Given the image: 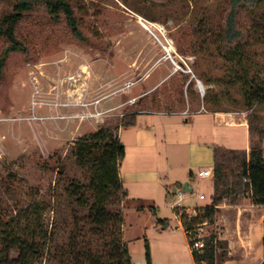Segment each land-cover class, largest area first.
<instances>
[{"label":"rangeland","instance_id":"obj_1","mask_svg":"<svg viewBox=\"0 0 264 264\" xmlns=\"http://www.w3.org/2000/svg\"><path fill=\"white\" fill-rule=\"evenodd\" d=\"M70 1L81 38L63 17L55 21L44 11L30 13L18 26L25 50L10 53L4 66L0 233L15 228L11 221L35 203L34 218L46 235L33 264H71L73 214L84 210L78 209L70 184L92 178L93 166L79 157V150L105 129L126 148L119 172L129 195L110 205L123 216L121 238L132 263L148 264V242L154 264H194L191 239L179 224L175 189L189 181L194 190L187 191L183 204L196 205L200 213L212 200L214 177L201 179L199 169L212 162L213 144L223 139L229 147L250 152L249 123H227L223 113L243 108L252 82L264 84V1L241 8V23L251 30L252 41L240 66L220 54L214 37L227 0ZM9 9L8 0H0V16ZM141 19L164 25L178 52L195 56L189 64L208 88L207 112L188 117L152 113L188 107L196 112L201 99L194 88L186 96V78L172 74L169 62L160 63L163 51ZM5 46L0 37V54ZM135 111L143 113L137 124L118 129L123 116ZM255 113L264 116V106ZM34 114L47 118L32 119ZM261 144L264 150V140ZM60 164L66 167L62 175ZM251 197L248 191L240 203L251 204ZM219 218L197 226L196 238L220 236ZM108 239L109 232L93 236L86 231L80 237L95 250ZM222 259L218 256L219 263Z\"/></svg>","mask_w":264,"mask_h":264},{"label":"trees","instance_id":"obj_2","mask_svg":"<svg viewBox=\"0 0 264 264\" xmlns=\"http://www.w3.org/2000/svg\"><path fill=\"white\" fill-rule=\"evenodd\" d=\"M263 1L227 0L219 30L214 32V37L220 54L232 63L241 65L252 41L251 30L241 23V8H256ZM8 2L11 9L0 16V37L6 41V46L0 54V80L9 54L25 50L24 42L18 37V26L30 13L44 11L55 21H60L63 17L72 25L74 34L82 37L76 24L75 8L70 0ZM247 87L250 92H245L243 108L251 107L255 103L264 106V84L252 82ZM189 90L193 88L190 87ZM206 98L207 94L205 100ZM138 115L137 111L126 113L118 129L136 125ZM248 123L253 141L250 152L215 145L214 192L211 203L205 205L204 210L192 219L185 213L181 216L185 231L191 239V246L198 239L196 227L213 219L219 212V205L225 200L228 204H239L240 199L251 191L253 202L264 209V150L261 144L264 140V116L254 113L248 117ZM92 138L91 142H85L87 144L80 148L79 157L92 164L94 174L87 184L72 181L69 188L71 196L77 197L78 209L84 210L83 213L79 210L73 214L75 231L69 244L71 264H133L129 245L121 238L123 216L110 205L112 200H124L129 195L119 172L120 164L126 157V148L120 138H114L113 134L105 129L93 134ZM256 138L258 141L254 142ZM57 170L62 175L66 167L60 164ZM190 175H193V172ZM180 187L184 188L181 185ZM37 208L38 205L33 203L23 210L16 222L11 221L15 228L0 233V264H33L36 258L40 257L38 244L46 233L34 218ZM86 231L93 236H103L109 232V239L100 250H95L91 244L80 240ZM203 241V249H192L196 264H219L218 256L222 257V260L227 258L228 242L218 234L213 233ZM146 259L148 264H152L148 242ZM261 264H264V260Z\"/></svg>","mask_w":264,"mask_h":264},{"label":"crops","instance_id":"obj_3","mask_svg":"<svg viewBox=\"0 0 264 264\" xmlns=\"http://www.w3.org/2000/svg\"><path fill=\"white\" fill-rule=\"evenodd\" d=\"M163 63V61H160ZM143 114V113H140ZM139 114V115H140ZM220 114V113H218ZM138 118V116H137ZM218 121V120H217ZM218 126L221 123H217ZM247 126V125H246ZM242 127V126H240ZM215 142L213 146L220 145L228 148L239 149L241 147H229L227 144ZM212 162L209 165L200 167V170L212 167L214 164L213 154ZM189 187L194 190V186L189 181ZM214 192V183L211 178ZM184 186V185H183ZM176 193V189H175ZM202 195V194H201ZM200 195V196H201ZM199 196V197H200ZM251 204L247 202H241L239 204H228L227 202L219 205V233L220 238L228 242V255L227 258L219 264H256L259 263L260 259L264 260V209L262 206L256 205L251 197ZM245 201V200H244ZM179 224L185 231L184 225L179 218ZM202 229V228H201ZM186 232V231H185ZM190 254L193 258L192 246L189 244ZM152 257V264H154V258ZM261 260V261H262ZM194 264L195 261H194Z\"/></svg>","mask_w":264,"mask_h":264},{"label":"built area","instance_id":"obj_4","mask_svg":"<svg viewBox=\"0 0 264 264\" xmlns=\"http://www.w3.org/2000/svg\"><path fill=\"white\" fill-rule=\"evenodd\" d=\"M142 26L155 38L156 42L160 46L161 50L163 51L162 58L160 61L169 62L172 65V74H181L185 77L184 89L187 96L188 90L190 87L194 88L197 92L199 98L201 99L200 108L196 112H191L190 108H186L180 112H152L155 114H178L188 117L192 113H203L207 112V108L205 105V97L207 94V86L204 83L203 79L200 78L197 73L195 72L194 67L189 64V61H194V55H184L180 54L177 50L175 45V41L172 37L168 36V31L164 25H160L158 23H153L150 21L144 20L141 22ZM51 105H54L51 104ZM63 105L67 106L69 103H63ZM258 104L255 103L251 107L247 108H240L234 111H230L227 113H223L227 116L226 122L235 124L237 119H242L241 125H248V117L255 113ZM32 119H45L46 116H38L34 114ZM30 118V119H31ZM214 172L213 168L202 169L199 172V177L208 178L213 177ZM245 181H247L245 179ZM177 200L175 202V208L180 211V216L183 213L187 214V216L192 219L193 217L198 215L196 205L191 207H185L183 202L187 198V191L183 188L176 190ZM204 198L203 195L200 196ZM206 224V222L201 223L199 226ZM189 234H193L189 232ZM204 248V241L202 239H196L192 245V249H203Z\"/></svg>","mask_w":264,"mask_h":264},{"label":"water","instance_id":"obj_5","mask_svg":"<svg viewBox=\"0 0 264 264\" xmlns=\"http://www.w3.org/2000/svg\"><path fill=\"white\" fill-rule=\"evenodd\" d=\"M183 187H184V189L186 191H192V188L189 187V183L188 182H185Z\"/></svg>","mask_w":264,"mask_h":264},{"label":"bare ground","instance_id":"obj_6","mask_svg":"<svg viewBox=\"0 0 264 264\" xmlns=\"http://www.w3.org/2000/svg\"><path fill=\"white\" fill-rule=\"evenodd\" d=\"M141 22H144V21L141 19L140 23H141Z\"/></svg>","mask_w":264,"mask_h":264}]
</instances>
